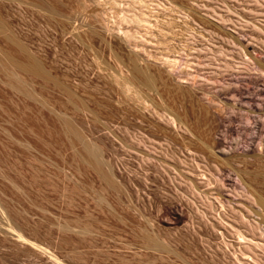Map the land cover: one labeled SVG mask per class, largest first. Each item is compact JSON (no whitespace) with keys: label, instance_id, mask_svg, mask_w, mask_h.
Segmentation results:
<instances>
[{"label":"rangeland","instance_id":"rangeland-1","mask_svg":"<svg viewBox=\"0 0 264 264\" xmlns=\"http://www.w3.org/2000/svg\"><path fill=\"white\" fill-rule=\"evenodd\" d=\"M137 2L0 0V264H264V251H261L260 262L242 256L228 225L215 226L210 215L202 213V198L206 199L207 190L216 185L214 181L208 188L197 185L194 191L190 186L174 183L162 162L164 149H158L154 157L143 159L150 141L147 138L144 139L146 142L140 141L144 134L156 142L165 140L161 137L168 139L171 131L153 111L163 113L177 107L181 113L188 109L187 121L189 127L192 126L190 129L194 127V131L191 129L194 134L198 132L201 136L200 132L205 129L207 133H203L208 134L209 141L218 137L219 148L224 146L229 154L243 152L242 149L256 136L244 115L247 112L250 116L255 114L252 108L255 102L249 98L264 95V71L229 70L225 75H217L221 81L230 76L240 80L229 86L241 91L237 97L243 100L239 107L232 102L235 96L229 89L221 88V94L216 95L213 88L217 83L213 86V79L203 73L209 63L208 56L211 55L212 62L218 65L233 61L238 69L243 66L239 54L231 50L228 43L220 39L211 43L206 33L203 34L206 38L200 36L199 31L205 26L198 19L208 8L222 12L227 4L236 14L240 12L250 20L248 27L243 29L256 37L257 49L264 52V35L255 34L252 29L255 26L264 32V15L250 19L245 13L249 5L245 0H146L144 5L142 0ZM140 12L150 16L146 24L153 23L151 28L120 21L127 14L132 17ZM187 13L192 17L195 15V20L198 18L197 23H189L190 32L184 31L187 26L182 20ZM165 22L177 26L173 27L172 34L166 31L168 36L163 37V32L160 34L159 31L160 27L165 28ZM209 23L207 28H213L214 24L210 23L213 24L210 27ZM125 30L133 34L132 44L121 38L120 32ZM170 34L177 35L171 37ZM161 40H167L166 44L173 51H180L186 41V45L195 44L199 51L208 46L212 49L207 57L206 53L195 52L192 57L197 60L192 67L198 74L203 73L201 76L207 78L206 82L211 80L208 84L204 80L202 90L223 107L221 117L213 114L215 109L202 98L201 89L190 92L185 88L192 95L187 94L172 77H168L163 67L151 63L148 67L152 74L155 73L156 86L160 88L157 92L161 93L150 92L151 100L148 101H152L150 104L154 107L150 106V109H154L153 113L139 111L141 107L140 102L135 101L136 95L127 94L122 89L123 80L120 81L122 75L131 74L128 65L132 51H139L142 56L138 61L144 67L147 65L144 59L166 53V44L159 45ZM219 47L224 48L223 54L218 53ZM31 59L43 67L38 75L29 70L33 63ZM195 92L198 95H193ZM261 95L259 99L264 102ZM78 106H82L81 109ZM204 109L212 112L208 114ZM224 122L230 126L228 133ZM238 126H247L241 131L242 138L238 135ZM141 129L146 133L138 132ZM76 130L82 132L86 142L96 145L104 163L102 171L113 178L115 187L109 186L102 172L85 162L87 154L82 141L75 135ZM225 133L228 145L222 140ZM261 140L264 141L263 135L259 136ZM260 154L261 158L251 168L260 183L252 190L264 198V152ZM205 171H208L207 167ZM176 206H181L188 214L187 219L178 224L174 223L171 214ZM262 213L250 216L261 228L264 226ZM8 223L43 249L19 242L16 235L5 233ZM154 241L160 246L165 245L164 250L150 248L149 244ZM51 254L57 258L56 262Z\"/></svg>","mask_w":264,"mask_h":264},{"label":"bare ground","instance_id":"bare-ground-1","mask_svg":"<svg viewBox=\"0 0 264 264\" xmlns=\"http://www.w3.org/2000/svg\"><path fill=\"white\" fill-rule=\"evenodd\" d=\"M140 1L138 0L137 3H139ZM143 1L145 2L146 0H142V3H143ZM245 2H246L247 5L248 4L249 5L247 6L246 12L245 11L244 12L247 14V16L250 17V19L251 18L252 19H254V18L256 19L257 17L264 15V0H245ZM107 3H109V1ZM143 5H144V3H143ZM225 5H226V9L224 11H222V12H217L214 7H213L214 9H212L211 7L208 8L207 6H205V8H208V10L206 11L205 15L204 16L198 15L201 18L200 17H199V19L197 18L205 26V27H203L202 24L200 23V25L202 27H201V30L199 31L200 32L199 34H200V36L202 35L201 37H203L204 36L203 34L206 33L207 36L210 38L208 40L211 41V43L215 42L214 39L215 40L220 39V40L228 43L231 46V50H233L237 54H239L240 59H241L240 65L243 66V68L242 69L236 68L237 64H235L233 61L225 62V63H222L221 65H218V63H213L212 62L211 55H209L208 56L209 63H208V65L205 68V71L203 73H206L205 74V76L207 75L206 77L210 76V79L211 80L213 79V86H214L215 83H217L214 86V88L211 87V88H213V92L216 95L221 94V92H220L221 88L229 89L230 92L235 96V98L233 99L232 102H234V105H237V107H239L238 105H240L241 102L243 101V100L241 101L239 98H237L241 91L239 92L238 91L239 89L238 90H236V89L233 90L229 86L233 85V84H236L237 82H240V80L238 78L230 76V77L226 78L225 80L221 81V80H219L217 78V75H219V74L225 75L227 73V71H229V70H232V71L236 70L237 72H241V71L242 72L243 71L250 72V71H254V70L256 72H257V70L259 72L264 71V52H262V51L257 49L256 37H253V36L251 37L249 34H247L248 32L246 33L245 30L243 29L244 27H248V25L250 24V20L244 18V16L241 15L240 12L238 14H236L234 12V10H232L230 8V6H228L227 4H225ZM134 6H136V5H134ZM243 9H245V8H243ZM128 12H130V11H128ZM140 13H139V15H133V16L131 15L132 17H130V16L127 17L128 14H127V16H123L124 14H122L123 17L120 18V21H122V23L126 22V24L135 23V26H136V24H138V25L142 24V25H146L145 28H147V29H149V27L151 28V25L153 23L152 24H146V23H148L149 20H147V19L150 18V16H147L146 13H144V12L141 13V14ZM183 13H186V12H183ZM233 14L234 15L236 14L237 16H232ZM183 16H185V17H183ZM183 16H182V18H183L182 20H185L183 22H185L184 24H186L187 27H185L183 24H181L180 26L183 25L184 28H185L184 31H189L190 32L191 25L189 23H193V21L195 23H197L196 22L197 19L195 20V18H196L195 15H194V17H195L194 18V17H192V15L190 16L188 13L186 15H183ZM190 17L193 18V19L191 18L192 21H189ZM234 18H237L236 21H234ZM174 19H172V20H174ZM169 21H171V20H169ZM173 22H171V23L170 22L169 23L165 22L164 23L165 24V28L160 27L161 29H160L159 33L161 34L163 32L161 36L165 37L166 34H168V33L172 34L173 33V30H175V29H173V27H174ZM208 22L214 24V25L212 24L213 28H211V29L207 28ZM143 23H145V24H143ZM193 25H195V24H193ZM197 25L199 26V24H197ZM212 25L210 24V27ZM176 26L177 25H175V27ZM183 26L181 27L182 29H183ZM193 27H195V26H193ZM230 28L232 30H230ZM129 29H130V27H129ZM252 29H253V32L255 34H259L260 36L263 37L264 32L260 28H256L254 26ZM196 30H197V28H196ZM181 31H183V30H181ZM181 31H178V32L181 33ZM192 31H193V29H192ZM117 32H118V30H117ZM138 34H140V32ZM152 34L153 33H151V35ZM155 34H156V32H154V35ZM177 34L179 35V33H177ZM177 34H174V35L176 36ZM120 35H121V38L123 40L129 41L130 44H132V42H133V34H131L128 30L121 31ZM157 35H158V33L156 34V36ZM174 35H171V37L174 36ZM184 35H182V36L184 37ZM156 36H155V38H156ZM166 36H168V35H166ZM203 38H206V37L204 36ZM144 40H145V38H144ZM162 40H164V39H162ZM167 40H169V39H167ZM167 40H165L166 42L165 41L164 42L160 41L159 45L161 43L162 44H166ZM170 40H173V39H170ZM151 41H153V39ZM183 41H184V39H183ZM144 42H142V43H144ZM186 42H188V41H186ZM186 42H185V44L182 42L183 43L182 44L183 47H181L179 49L180 51H178V50L176 51L175 49H174L175 51H173V50L170 49L169 45H167V44H166V46L164 45L165 46L164 47L165 50H167L166 53L162 54L161 57H154L153 56V57H148V59H144V60H147V62H146L147 63L146 66L147 67L144 65L145 68L142 67L140 65V62L138 61V60H140L139 58L142 56V55L140 56L139 51L138 52L137 51H132V54L130 55L131 57H129L130 60H129V65H128V67L130 68L131 74L129 76H127V74H126L125 77H123V75H122V79H121L120 83L123 80V83H121V84L124 87H122V86L121 87H122V89H125L127 94L131 93L129 95H132V94L136 95L135 97L137 99L135 101H138V104L140 102V105H139V107H141V109L139 110L140 112L142 110H144V113H145V110H150L149 111V113H150V112H152L154 110L152 108V111H151V109H150L151 104L150 103L152 101L149 103L148 99H150L149 98L150 97V92L153 91V92H155L157 94V93H159V92H157V91H159L158 89H160V88L157 89V86H156L157 82H155V80L156 81H158V80H157V78L155 79V77H154L155 73L153 72L154 74H152V72H150L151 70H149L148 63L149 64L151 63V65H154V66L157 65V67H159V66L163 67L165 69V71L167 72V74L169 75V76L168 75L167 76L168 77H172L173 80L176 81V83H177L176 85H178V87L180 89H182V88L185 89L186 88V89H189V91L190 90L194 91V90H198V89L202 90L203 86L205 84H208L207 82L211 81V80L208 79L209 81L206 82L207 78H204L203 76H201L203 74L202 72H201L202 74H198V71H196V72L194 71L193 67H194V65H196V63H195L196 61L195 60H197V59L194 60L192 55L195 52H201V53H204V54L206 53V57H207V54H211L210 51H212V49L208 46L206 48L200 49V51H199L198 48L195 47V44H194V46H192L191 44L189 45L188 43L186 45ZM209 43H207V44H209ZM161 47H163V45ZM187 50L190 51V53ZM185 51H187L188 53H186ZM218 53L223 54L224 53V48L223 47H219ZM194 57L196 58L195 55H194ZM146 58H147V56H146ZM31 60H32L33 63L29 67V70L31 72H33V73H36V75H38V73L41 72L40 69L43 68V67L39 66L40 64L38 63V61L36 62L33 59H31ZM255 60H257V62ZM127 70H129V69H127ZM159 71H160V69H159ZM42 72H43V69H42ZM44 74L45 73H43L42 75L45 77L46 74L45 75ZM45 78H47V75H46ZM204 80L206 82L205 84H204ZM117 81H115V82L117 83ZM161 86H163V85H161ZM189 91H187V94H189L191 92V91L190 92ZM202 91H203L202 92L203 94L200 92L202 94L201 95L202 98L206 100V103L208 104L209 107L215 109V112L213 114H217L218 116H220L219 114H221V112L223 110V107L218 103L216 98L211 97L209 95V93L207 94V92L204 89ZM198 92H199V90H198ZM181 93H184V92H181ZM190 95H192V94L190 93ZM193 95H198V93H196V94L193 93ZM260 95L261 94H257V96L255 95V96H252L251 98H249V99H251V100H253L255 102V105H252V108L254 109L253 111H255V114L253 116H250L249 112H247V114L244 115V116H246V118L245 117L244 118L246 119V121L249 124L248 127H250L255 132L256 136H254V137L251 136L252 138H251L250 142L248 143V146L246 148L242 149L243 152L241 154H237V153L236 154H229L228 153L229 151L226 150L224 148V146H223V148H219L218 147L219 145H217V144H219V143H217L218 142V137H214L212 139L211 136H210L211 134H209V136H210V138L212 140L209 141V138H207L208 134H204V133H207V132H204L205 129H204L203 125H202L203 126L202 129H204L203 130L204 133L203 132H200V133L205 135L204 137H206V140L203 138L202 134H200L201 136H199L197 134L198 132L196 134H194L193 133V131H194L193 128L194 127L191 128L193 130V131H191L190 127H192V126L189 127V125H190L189 124V120L187 121V117L188 116H187L186 113H187L188 109L186 110V112L184 111L185 113L179 112V109L177 107H176V110L174 109V107H173V110H169L171 112H169V111L165 112L164 111L163 113H161L159 110H154L153 111V112H155V115L158 117V119L163 121L167 125V128H169L168 131L169 132L171 131V134H172V135H169V136L166 135L167 133L165 134V136L169 137V138L167 137L168 139H166L165 137H161V139L162 138L165 139V140H163V142H159V141L156 142L157 140L155 141V139L151 138L149 135L145 136L144 133H146V132L144 131V133H142V129H141V131H138V132H141L142 134H144V136H142L140 138L141 142L142 141L146 142V140H144L145 138H147V140L150 141V145L147 146V150H146L147 152L145 151L146 155H143V156H145L143 159H145L146 157L147 158L148 157H154V155L158 154V149H161V150L164 149L165 157H164V159H162V160H164L162 162L163 163L165 162V169L171 175V176L170 175L169 176L172 177L174 183L177 182V184H179V185L190 186V188L193 191L197 188V185H205L208 188V186L212 184V181H214V183H216V185H214V187H210L209 190H207L208 191L207 192L208 196L207 197L205 196L206 199L202 198V200H203L201 202V204L203 206L202 213H204L206 215H210L209 217L213 219L215 226L226 227L228 225V229H230V231L234 234L235 239L237 240V244L239 246V250H240L241 255L242 256H246L248 259H251V260H253L255 262H260V260L262 258L261 257V253H262L261 251H264V226H262L263 228H261L260 223L258 221L250 218V216L253 213H259V212H263L264 213V198H262L260 194L258 196L257 195L258 193L255 194V192L252 190L254 185L255 184H259L260 181L258 180L257 173L253 169H251L252 165H254L255 162L262 157V155L260 153L264 152V141H262V140L259 141V136L260 135L264 136V134H263V132H264V102H262L259 99ZM261 96H264V95H261ZM185 97H187V95ZM191 97L192 96H190V98ZM182 98H184V97H182ZM194 98H192V99H194ZM185 99H184V101H185ZM192 99H190V103L192 102L191 101ZM175 101H176V98H175ZM177 101H178V98H177ZM181 102H182V100H180V104H181ZM246 102H248V101H246ZM104 104H106V103H104ZM134 105H136V104H134ZM199 105L200 104L198 103V106ZM80 107H82V106H80ZM151 107H154V106H151ZM182 107L184 108L183 105H182ZM209 107H206V108L209 109ZM201 108H202V106H201ZM194 109H195V107H194ZM214 109H212V110H214ZM195 111H197V110H195ZM135 112H136V110H135ZM205 112H207V111L205 110ZM208 112H209V110H208ZM144 113L142 112L141 114H144ZM210 113H208V114H210ZM92 114H96V113H92ZM143 116L144 115H142V117ZM262 116H263V118H262ZM211 117H212V115H211ZM217 119L214 118V120H217ZM206 120H208V119H206ZM126 121H128V120H126ZM200 122H201V120H200ZM205 123L206 122L204 121V124ZM227 123H231V122H227ZM227 123H225V124H227ZM218 127H219V125H218ZM229 127L230 126L227 124L226 132L229 131ZM137 128H138V126H137ZM141 128H143V127H141ZM246 128H247V126H238L237 127V131L239 132L238 135H239L240 138L243 137V134L241 133V131L246 129ZM138 129H140V128H138ZM206 129H208V128L206 127ZM78 131L79 130H76L75 135H76L78 141H82L81 145L83 146V149L85 150V152L87 154V161H85V162L90 164V166L93 167L96 171L102 172L103 174L102 173L101 174L104 175V176H102V175L101 176L104 177L107 180V183L109 184V186L115 187L116 184L113 182V180H112L113 178L111 179V176H109L107 173L102 171L104 163L101 161V158H100L101 156H100L99 150L94 147L96 145L93 146L94 143L91 144V143H89L90 141L86 142V140L80 134L82 132L79 133ZM146 131L149 132V129L146 130ZM209 131H210V129H209ZM155 132H157V131H154L153 133H155ZM157 134H158V132H157ZM151 135L153 136L155 134L151 133ZM161 136H164V135H161ZM195 136H196L197 139L195 138L196 140H193V138ZM156 137H158V136H156ZM227 137L228 136L225 133L223 135V139L222 140L224 141V143H226L228 145ZM159 138H160V136H159ZM221 142H220V144H221ZM224 143L222 142V144H224ZM220 146H222V145H220ZM241 146H243V144H241ZM227 147L228 146H226V148ZM259 154L261 155V157L259 156ZM211 163L213 164V168L212 169H210ZM206 167H207L208 171H205ZM116 189L117 188H115V191H116ZM180 207L176 206V208L173 209L172 213H171V214L174 215L173 216L174 219H172V220L174 221L175 224L182 223V222H184L187 219V215L188 214H186L184 212V209L182 207L181 208ZM0 210H2V209H0ZM168 212L169 211H167V214H168ZM224 221H226V225L224 224ZM174 223H173V225H174ZM5 233H12V234L16 235V239L19 242H22L24 244H30V245H33L34 247L35 246L36 247H40L37 243H34V242L30 241L23 234H21L18 230H16V228H14V226L12 224H9V223L7 224ZM149 245H150V248H155V249L163 248V246H165V245H161L160 246V244L155 242V241L153 243L149 244ZM40 248L43 249V247H40ZM163 250H164V248H163ZM51 257L53 258V261L56 262L57 258L53 254H51Z\"/></svg>","mask_w":264,"mask_h":264}]
</instances>
